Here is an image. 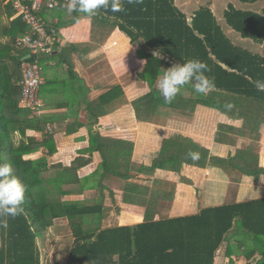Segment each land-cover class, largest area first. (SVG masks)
Returning a JSON list of instances; mask_svg holds the SVG:
<instances>
[{
    "label": "trees",
    "instance_id": "trees-1",
    "mask_svg": "<svg viewBox=\"0 0 264 264\" xmlns=\"http://www.w3.org/2000/svg\"><path fill=\"white\" fill-rule=\"evenodd\" d=\"M198 1L206 3L199 5L190 17L175 0H143L142 4L111 0L119 3L124 11L113 12L109 7L98 10L95 16L72 12L75 18H90L91 43L88 46L92 49L104 43L116 28L137 47L136 55L144 63L135 78L148 89L147 95L133 102L138 121L151 123L160 109L195 104L217 109L231 117H242L243 107L232 102L230 109L226 107L229 100L225 99V93L264 104V91L257 90L253 83L264 82V55L234 44L212 11L211 0ZM239 1L254 4L263 0ZM59 8L36 12L49 34L54 29L56 35L55 28L62 25L60 22L54 26L46 20L50 11ZM0 10L8 20V24L0 25V163L10 162L14 174L27 189L21 205L23 213L14 219L0 218L7 223V228L1 227L0 264H40L36 242L46 238L54 220L61 218L67 220L73 237L66 264H217L220 256L225 258L224 264H233V256L244 258L246 264H264V198L207 207L182 218L106 229H101L102 202L97 203L96 198L91 202L66 199L68 195L88 190H103L114 180L121 187L123 202L146 207L147 217L153 216L152 204L155 203L149 199L150 184L135 181L133 142L102 136L90 128L87 151L90 154L99 152L101 163L94 172L80 177L78 168L88 160L78 157L65 167L48 163L46 156L57 151L53 134L43 133L40 139L26 138L27 131H36L45 122L44 116L18 104L21 64L29 51L16 41L30 28L11 3L0 0ZM223 19L243 39L264 44V7L255 11L229 3ZM74 47L71 45L70 49ZM43 53L36 62L33 57L28 59L42 70L45 69ZM193 58L208 65L210 71L205 75L214 78L216 87L203 95L195 93L189 84L171 104H165L157 87L161 75L173 64ZM124 99L122 87L116 85L92 100L86 98L79 103L86 109L93 126ZM16 132L23 137L18 143L14 141ZM196 150L200 159L193 161L188 153ZM40 151V157L29 158ZM207 156L206 149L194 145L185 149L165 145L153 164L156 166L158 160L203 166ZM241 169L247 172L244 167ZM153 184L168 188L169 197H172L173 188H169L168 183H162V187L156 180Z\"/></svg>",
    "mask_w": 264,
    "mask_h": 264
},
{
    "label": "crops",
    "instance_id": "crops-1",
    "mask_svg": "<svg viewBox=\"0 0 264 264\" xmlns=\"http://www.w3.org/2000/svg\"><path fill=\"white\" fill-rule=\"evenodd\" d=\"M50 12L52 18L48 16L47 22L54 26L62 22V25L55 28V36L47 39V51L43 53L45 69L40 96L44 108L40 115L44 116L45 122L38 130L27 131L26 138L40 139L43 133L53 134L57 151L46 156L48 163L65 167L78 157L88 160L78 168L80 177L91 174L101 163L99 152L90 154L87 151L90 128L102 136L133 142L135 181L150 184L149 199L155 203L152 204L153 216L147 217L146 207L123 202L121 187L114 180L103 190H88L83 194L68 195L66 199L91 202L96 198L97 202L100 198L103 203L101 229H106L182 218L207 207L264 198V104L225 93L226 100L243 107L242 117H231L217 109L195 104L160 109L151 123L138 121L133 102L147 95L148 89L135 78L144 63L136 55L137 47L132 46L126 34L116 28L104 43L92 49L88 46L91 43L89 17L75 18L67 7ZM3 24H8V20L0 10V25ZM224 33L234 44H237L235 40L242 41ZM71 45L75 47L70 49ZM240 46L249 49L246 45ZM258 50L264 55V44H259ZM116 85L122 87L125 99L92 126V119L80 103L86 98L92 100ZM48 127L51 131H47ZM21 139L22 135L16 132L15 143ZM165 145L172 149L194 145L206 149L208 156L203 166L158 160L154 166ZM41 155L40 151L29 158L36 159ZM223 160H228L227 164L222 163ZM156 180L159 186L168 183V187L173 188L172 197H169L168 188L153 184ZM62 225L60 219L54 220L46 238L36 242L40 264H66L73 237L70 230L68 235L57 232ZM1 245L0 227V248ZM233 258V264L247 263L244 258ZM224 261L225 258L220 256L217 264H224Z\"/></svg>",
    "mask_w": 264,
    "mask_h": 264
},
{
    "label": "clouds",
    "instance_id": "clouds-1",
    "mask_svg": "<svg viewBox=\"0 0 264 264\" xmlns=\"http://www.w3.org/2000/svg\"><path fill=\"white\" fill-rule=\"evenodd\" d=\"M127 2L142 4L143 0H127ZM109 7L113 12L124 11L119 3L111 2V0H69L67 4L69 13L75 11L88 16H95L98 10H106ZM209 71L208 65L197 58L189 59L182 64H173L167 68L157 84L164 103L171 104L184 86L189 84L193 86L195 93L206 95L216 87L214 78L205 75ZM253 83L257 90L264 91V82L253 81ZM232 106L231 102L226 105L229 109ZM188 155L193 161L200 159L197 152H189ZM26 191L25 184L14 174L11 163H0V218L11 217L14 219L23 213L21 205L25 201ZM0 227L7 228V223L0 220Z\"/></svg>",
    "mask_w": 264,
    "mask_h": 264
},
{
    "label": "built area",
    "instance_id": "built-area-1",
    "mask_svg": "<svg viewBox=\"0 0 264 264\" xmlns=\"http://www.w3.org/2000/svg\"><path fill=\"white\" fill-rule=\"evenodd\" d=\"M11 3L21 20L30 28L29 32L17 39V45L28 49L29 58L38 59L46 50V42L50 34L55 30L48 28L40 21L36 12L41 9H55L67 7L69 0H5ZM28 58V59H29ZM28 59H23L21 64V80L19 105L31 112L40 114L43 112L44 103L40 96V87L43 84V70ZM47 131H51L48 127Z\"/></svg>",
    "mask_w": 264,
    "mask_h": 264
},
{
    "label": "rangeland",
    "instance_id": "rangeland-1",
    "mask_svg": "<svg viewBox=\"0 0 264 264\" xmlns=\"http://www.w3.org/2000/svg\"><path fill=\"white\" fill-rule=\"evenodd\" d=\"M176 3L178 4V6H180V8L188 15L190 16L191 14H193V11L199 7V5H203L206 2L205 1H198V0H175ZM231 3L233 4L235 7L241 8V9H252V10H259L261 6H264V0L263 1H258L254 4H245L240 2L239 0H211V9L214 12L215 16L219 19L220 25L221 27L224 29V31L228 34H231V37L233 38H239L240 40H242L241 42L236 41L235 42L237 44L240 45H246L249 47L250 50L254 51V52H259L261 50H258L259 44L253 42L252 40L249 39H243L242 37H240V35L238 33H236L234 30H232L230 27H228L224 21V19L222 18L223 15H221L224 11V8L226 9V7L228 6V4ZM233 35V36H232ZM260 53V52H259ZM130 80V78L128 79ZM225 164H227V162H223ZM234 188V187H232ZM63 222V225L60 226L57 230V232L62 233L63 234H67L69 233V228L68 225L66 223V220L64 218L60 219V222ZM56 225H54L55 228ZM66 242V240H65Z\"/></svg>",
    "mask_w": 264,
    "mask_h": 264
},
{
    "label": "water",
    "instance_id": "water-1",
    "mask_svg": "<svg viewBox=\"0 0 264 264\" xmlns=\"http://www.w3.org/2000/svg\"><path fill=\"white\" fill-rule=\"evenodd\" d=\"M189 22H191V20H189ZM30 56H29V54H27L26 56H24V58L23 59H28ZM223 65V64H222ZM225 68H227L225 65H223ZM101 200H100V198H98L97 199V203H99Z\"/></svg>",
    "mask_w": 264,
    "mask_h": 264
}]
</instances>
